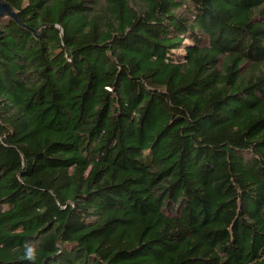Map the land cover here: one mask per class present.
<instances>
[{
  "label": "trees",
  "instance_id": "1",
  "mask_svg": "<svg viewBox=\"0 0 264 264\" xmlns=\"http://www.w3.org/2000/svg\"><path fill=\"white\" fill-rule=\"evenodd\" d=\"M1 1L0 264H264V0Z\"/></svg>",
  "mask_w": 264,
  "mask_h": 264
},
{
  "label": "clouds",
  "instance_id": "2",
  "mask_svg": "<svg viewBox=\"0 0 264 264\" xmlns=\"http://www.w3.org/2000/svg\"><path fill=\"white\" fill-rule=\"evenodd\" d=\"M38 246L31 242L26 241L24 244L23 259L28 261V264H36L38 258Z\"/></svg>",
  "mask_w": 264,
  "mask_h": 264
},
{
  "label": "water",
  "instance_id": "3",
  "mask_svg": "<svg viewBox=\"0 0 264 264\" xmlns=\"http://www.w3.org/2000/svg\"><path fill=\"white\" fill-rule=\"evenodd\" d=\"M4 13H8L12 16H15V13L10 9L9 4L7 2L0 0V15H2Z\"/></svg>",
  "mask_w": 264,
  "mask_h": 264
}]
</instances>
